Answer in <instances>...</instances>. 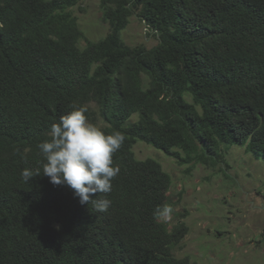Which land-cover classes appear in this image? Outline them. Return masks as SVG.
I'll list each match as a JSON object with an SVG mask.
<instances>
[{"label":"trees","instance_id":"trees-1","mask_svg":"<svg viewBox=\"0 0 264 264\" xmlns=\"http://www.w3.org/2000/svg\"><path fill=\"white\" fill-rule=\"evenodd\" d=\"M81 1L0 0V264H196L176 258L184 215L153 218L170 175L133 147L188 175L232 147L264 161V0H99L97 41L72 13ZM133 17L156 46L125 44ZM79 107L125 135L112 191L92 196L111 201L104 213L42 176L37 145Z\"/></svg>","mask_w":264,"mask_h":264},{"label":"rangeland","instance_id":"rangeland-1","mask_svg":"<svg viewBox=\"0 0 264 264\" xmlns=\"http://www.w3.org/2000/svg\"><path fill=\"white\" fill-rule=\"evenodd\" d=\"M85 37L103 38L108 26L101 20L99 0H82L72 9ZM127 46L157 45L153 34L135 17L121 32ZM139 161L153 159L172 179L167 194L174 211L168 220L179 218L187 234L179 244L177 259L196 264H264V161L256 160L243 148L232 147L224 155V165L197 166L188 175L187 167L138 142L133 147Z\"/></svg>","mask_w":264,"mask_h":264},{"label":"clouds","instance_id":"clouds-1","mask_svg":"<svg viewBox=\"0 0 264 264\" xmlns=\"http://www.w3.org/2000/svg\"><path fill=\"white\" fill-rule=\"evenodd\" d=\"M86 112V108L79 107L62 116L51 126L50 139L37 145L44 160L42 176L48 177L54 186L73 190L81 205L91 203L96 211L104 213L111 201L92 199V196L112 191V182L120 173L113 156L124 144L125 135L119 131L106 135L88 121ZM33 176L32 169L25 168L21 172L25 182ZM173 211L170 205H158L153 218L168 221Z\"/></svg>","mask_w":264,"mask_h":264}]
</instances>
